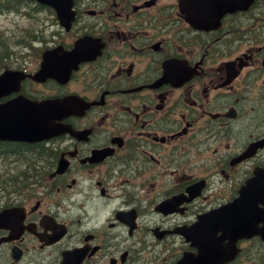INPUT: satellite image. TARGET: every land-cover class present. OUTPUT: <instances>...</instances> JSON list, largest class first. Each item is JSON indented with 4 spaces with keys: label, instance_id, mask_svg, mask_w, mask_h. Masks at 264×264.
I'll return each instance as SVG.
<instances>
[{
    "label": "flooded vegetation",
    "instance_id": "af4514ba",
    "mask_svg": "<svg viewBox=\"0 0 264 264\" xmlns=\"http://www.w3.org/2000/svg\"><path fill=\"white\" fill-rule=\"evenodd\" d=\"M44 9L0 42L23 75L0 102L76 106L0 186V264H264V0H71L69 29Z\"/></svg>",
    "mask_w": 264,
    "mask_h": 264
},
{
    "label": "water",
    "instance_id": "95a60500",
    "mask_svg": "<svg viewBox=\"0 0 264 264\" xmlns=\"http://www.w3.org/2000/svg\"><path fill=\"white\" fill-rule=\"evenodd\" d=\"M55 6L58 18L64 22L66 9L62 10L61 0H39ZM46 62H43L45 65ZM6 73L0 75V94L5 92ZM5 110L0 109V138L33 140L47 135L49 120L53 117L48 111V101H31L17 98Z\"/></svg>",
    "mask_w": 264,
    "mask_h": 264
},
{
    "label": "rangeland",
    "instance_id": "374dc122",
    "mask_svg": "<svg viewBox=\"0 0 264 264\" xmlns=\"http://www.w3.org/2000/svg\"><path fill=\"white\" fill-rule=\"evenodd\" d=\"M45 21V17L40 15L28 17L27 13L24 14L17 11L0 13V34L20 33L27 27L37 28L42 23L45 24Z\"/></svg>",
    "mask_w": 264,
    "mask_h": 264
},
{
    "label": "trees",
    "instance_id": "16d2710c",
    "mask_svg": "<svg viewBox=\"0 0 264 264\" xmlns=\"http://www.w3.org/2000/svg\"><path fill=\"white\" fill-rule=\"evenodd\" d=\"M0 50H1V48H0ZM8 179H10V180H12V181H15V180H16V177H11V176H10ZM12 181L7 182V184L9 185V183H12ZM7 184H6V185H7Z\"/></svg>",
    "mask_w": 264,
    "mask_h": 264
},
{
    "label": "bare ground",
    "instance_id": "6f19581e",
    "mask_svg": "<svg viewBox=\"0 0 264 264\" xmlns=\"http://www.w3.org/2000/svg\"><path fill=\"white\" fill-rule=\"evenodd\" d=\"M0 48H1V50H2V48H4V47H0ZM1 50H0V51H1ZM2 51H3V50H2Z\"/></svg>",
    "mask_w": 264,
    "mask_h": 264
}]
</instances>
